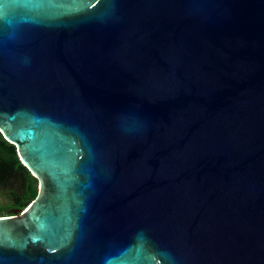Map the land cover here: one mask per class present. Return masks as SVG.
I'll use <instances>...</instances> for the list:
<instances>
[{
	"label": "water",
	"instance_id": "water-1",
	"mask_svg": "<svg viewBox=\"0 0 264 264\" xmlns=\"http://www.w3.org/2000/svg\"><path fill=\"white\" fill-rule=\"evenodd\" d=\"M0 133V264H264V0H0Z\"/></svg>",
	"mask_w": 264,
	"mask_h": 264
},
{
	"label": "trees",
	"instance_id": "trees-1",
	"mask_svg": "<svg viewBox=\"0 0 264 264\" xmlns=\"http://www.w3.org/2000/svg\"><path fill=\"white\" fill-rule=\"evenodd\" d=\"M36 195L37 180L22 165L15 145L0 133V216L23 210Z\"/></svg>",
	"mask_w": 264,
	"mask_h": 264
},
{
	"label": "rangeland",
	"instance_id": "rangeland-1",
	"mask_svg": "<svg viewBox=\"0 0 264 264\" xmlns=\"http://www.w3.org/2000/svg\"><path fill=\"white\" fill-rule=\"evenodd\" d=\"M0 201H2V197L0 196Z\"/></svg>",
	"mask_w": 264,
	"mask_h": 264
}]
</instances>
